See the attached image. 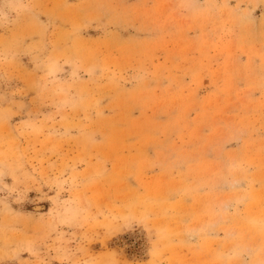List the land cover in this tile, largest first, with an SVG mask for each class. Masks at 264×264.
Wrapping results in <instances>:
<instances>
[{"label": "rangeland", "instance_id": "1", "mask_svg": "<svg viewBox=\"0 0 264 264\" xmlns=\"http://www.w3.org/2000/svg\"><path fill=\"white\" fill-rule=\"evenodd\" d=\"M0 264H264V0H0Z\"/></svg>", "mask_w": 264, "mask_h": 264}]
</instances>
